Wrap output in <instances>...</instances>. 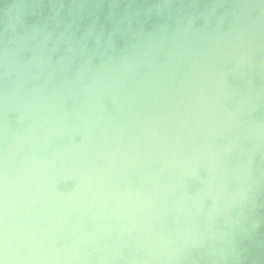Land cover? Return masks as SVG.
<instances>
[{
    "label": "clouds",
    "instance_id": "obj_1",
    "mask_svg": "<svg viewBox=\"0 0 264 264\" xmlns=\"http://www.w3.org/2000/svg\"><path fill=\"white\" fill-rule=\"evenodd\" d=\"M0 264H264V0H0Z\"/></svg>",
    "mask_w": 264,
    "mask_h": 264
}]
</instances>
